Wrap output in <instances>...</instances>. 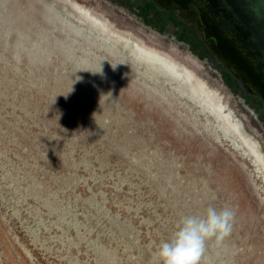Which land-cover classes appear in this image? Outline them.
I'll return each mask as SVG.
<instances>
[{
    "label": "rangeland",
    "instance_id": "rangeland-1",
    "mask_svg": "<svg viewBox=\"0 0 264 264\" xmlns=\"http://www.w3.org/2000/svg\"><path fill=\"white\" fill-rule=\"evenodd\" d=\"M178 11L0 0V264H153L155 244L210 204L235 219L200 264H264V103ZM133 38L183 65L191 92L132 62Z\"/></svg>",
    "mask_w": 264,
    "mask_h": 264
},
{
    "label": "water",
    "instance_id": "water-1",
    "mask_svg": "<svg viewBox=\"0 0 264 264\" xmlns=\"http://www.w3.org/2000/svg\"><path fill=\"white\" fill-rule=\"evenodd\" d=\"M196 25L216 57L264 103V0H156Z\"/></svg>",
    "mask_w": 264,
    "mask_h": 264
},
{
    "label": "clouds",
    "instance_id": "clouds-1",
    "mask_svg": "<svg viewBox=\"0 0 264 264\" xmlns=\"http://www.w3.org/2000/svg\"><path fill=\"white\" fill-rule=\"evenodd\" d=\"M234 219L232 207L211 204L202 213L183 215L174 231L155 244L153 264H200L210 240L221 243L230 236Z\"/></svg>",
    "mask_w": 264,
    "mask_h": 264
},
{
    "label": "bare ground",
    "instance_id": "bare-ground-1",
    "mask_svg": "<svg viewBox=\"0 0 264 264\" xmlns=\"http://www.w3.org/2000/svg\"><path fill=\"white\" fill-rule=\"evenodd\" d=\"M66 21L69 24L71 23L70 25H72L82 35L88 36V38L93 39V41L100 42V44H103V45L108 44L107 46L109 47L114 46L115 49L117 48L116 46H118L117 45L118 41L110 39L106 35L96 31L92 27L78 25L77 23L75 24L70 19H66ZM125 47L131 54L132 62L144 65L146 72L151 77H156L157 79H161V77H165L168 82H170L171 84L172 83L175 84L176 87L179 89V91L181 90L183 92H189V93L191 92L192 87H189L187 85V82H185L186 80L189 79V76L187 77L188 70L183 65L176 63L171 57L162 58V57H156L153 55H148V57H143L139 55L136 50L137 43L134 38ZM236 126L239 132H241L242 135L244 136L245 141L253 145L251 139L248 138V135L246 134L242 126H240V124H236ZM254 147L256 149L258 148L257 145Z\"/></svg>",
    "mask_w": 264,
    "mask_h": 264
}]
</instances>
